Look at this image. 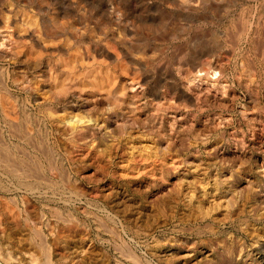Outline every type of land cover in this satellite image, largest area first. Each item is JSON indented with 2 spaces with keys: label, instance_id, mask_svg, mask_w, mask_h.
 <instances>
[{
  "label": "rangeland",
  "instance_id": "rangeland-1",
  "mask_svg": "<svg viewBox=\"0 0 264 264\" xmlns=\"http://www.w3.org/2000/svg\"><path fill=\"white\" fill-rule=\"evenodd\" d=\"M0 156V264H264V0H0Z\"/></svg>",
  "mask_w": 264,
  "mask_h": 264
},
{
  "label": "bare ground",
  "instance_id": "bare-ground-1",
  "mask_svg": "<svg viewBox=\"0 0 264 264\" xmlns=\"http://www.w3.org/2000/svg\"><path fill=\"white\" fill-rule=\"evenodd\" d=\"M24 33H25V31H22V29L19 28V33L15 36L16 39H13L14 35H12V37L8 36V39H9L8 41L11 42V44L14 45V44L17 43V39H23ZM19 43H20V44H19ZM22 43H23V42H22ZM22 43H21V42H18L19 45H21ZM17 46H18V45H17ZM62 64H63V63H62ZM68 68H69V67H68ZM74 68H75V67H74ZM73 71H75V69H74ZM197 73H198V72H197ZM72 74H73V73H72ZM70 75H71V74H69V76H70ZM105 75H106V74H105ZM107 76H108V75H107ZM107 76H106V79H107ZM214 76H215V74H214ZM73 77L76 78L75 76H73ZM74 78H73V79L71 78V79H72L73 81H76V80H74ZM106 79H105V80H106ZM65 80H67V79H65ZM69 80H70V79H69ZM69 80H68V81H69ZM72 80H71V81H72ZM82 80H84V79H81V81H82ZM96 80H97V79H96ZM96 80H93V82L95 81V84L97 85L99 81L96 82ZM99 80L101 81V79H99ZM102 80H103V79H102ZM108 80H109V77H108V79L106 80V82H108ZM77 81H78V79H77ZM86 82H87V80H86ZM72 83H73V82H72ZM80 83H81V82H80ZM80 83H79V84H80ZM100 83H101V82H100ZM73 84H74V83H73ZM79 84H78V85H79ZM81 84H84V82L81 83ZM93 84H94V83H93ZM93 84H92V85H93ZM102 84H103V83H102ZM62 85H63V84H62ZM74 85H75V84H74ZM96 85H95V86H96ZM75 87H77V86L75 85ZM97 87H98V85H97ZM97 87H96V88H97ZM99 87H101V89L103 88V87L101 86V84L99 85ZM110 88H111V87H110ZM99 89H100V88H99ZM103 89H106V91H105V90H101V91H104L107 95H110V94H111V90H112V88H111V90H110V89H109V86H107L106 88H103ZM59 90H60V89H59ZM112 92H113V91H112ZM78 123H82V122H81L80 120H77V119H74V120L71 119L70 121L67 122V124H68V125H67V128L69 129V131L71 132V134H72V133H75V132H78V131L81 130V128H78V126H77ZM13 146H14V145H13ZM2 148H3V147H2ZM4 148H5V147H4ZM6 149H7V148H6ZM37 151H38V150H37ZM1 152H2V151H1ZM7 153H8V152H7ZM7 153H6V154H7ZM9 153H10V152H9ZM9 153H8V154H9ZM16 153H17V152H16ZM14 154H15V153H14ZM9 155H10V154H9ZM0 157H1V156H0ZM9 157H10V156H9ZM11 157H12V156H11ZM1 159H2V158H1ZM1 159H0V160H1ZM3 160L5 161V159H3ZM6 160H7V159H6ZM9 161H10V160H9ZM9 161H8V162H9ZM5 162H6V161H5ZM49 162H50V161H49ZM2 163H3V162H2ZM10 163H11V162H10ZM10 163H9V164H10ZM12 163H15V161L13 162V160H12ZM12 163H11V164H12ZM24 163H25V162H24ZM4 164H5V163H4ZM6 164H7V162H6ZM5 166H8V165H5ZM1 167H2V166H1ZM3 167H4V166H3ZM8 167H9V166H8ZM10 167H11V165H10ZM49 167H50V166H49ZM17 168H18V167H17ZM17 168H16L15 166H13V168H12L11 170H10V168H9V170L11 171V173H12L13 175L16 176V175H17V172H19V171L17 170ZM50 169H51V168H50ZM32 170H33V169H32ZM6 171H7V170H6ZM23 171H24V169H23ZM39 171H40V170H39ZM20 172H22V171H20ZM35 172H36V171H35ZM26 173H28V172H26ZM26 173H25V175H26ZM19 174H20V173H19ZM23 174H24V173H23ZM34 174H35V173H34ZM34 174H33V175H34ZM36 174H37V173H36ZM21 175H22V173H21ZM21 175H20V176H21ZM27 176H28V175H27ZM29 176H30V175H29ZM18 177H19V176H18ZM18 177H17V178H18ZM22 177H24V176H21V178H22ZM31 177H34V176H31ZM31 177H29L28 179H30ZM14 179H15V178H14ZM35 180L40 181L41 178H40V179H36V178H35ZM33 181H34V179H33ZM36 183H37V182H36ZM36 183H35V184H36ZM38 183H39V182H38ZM46 183H47V182H46ZM38 187H39V186H38ZM31 189H32V188H31Z\"/></svg>",
  "mask_w": 264,
  "mask_h": 264
}]
</instances>
